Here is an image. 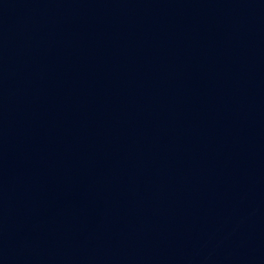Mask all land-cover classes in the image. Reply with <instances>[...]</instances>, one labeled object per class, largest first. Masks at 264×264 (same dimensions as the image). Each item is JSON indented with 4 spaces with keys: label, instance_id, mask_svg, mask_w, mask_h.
<instances>
[{
    "label": "water",
    "instance_id": "water-1",
    "mask_svg": "<svg viewBox=\"0 0 264 264\" xmlns=\"http://www.w3.org/2000/svg\"><path fill=\"white\" fill-rule=\"evenodd\" d=\"M0 264H264V0H0Z\"/></svg>",
    "mask_w": 264,
    "mask_h": 264
}]
</instances>
